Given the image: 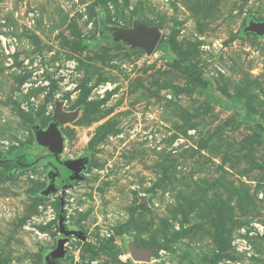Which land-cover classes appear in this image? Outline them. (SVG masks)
I'll use <instances>...</instances> for the list:
<instances>
[{"label":"rangeland","instance_id":"obj_1","mask_svg":"<svg viewBox=\"0 0 264 264\" xmlns=\"http://www.w3.org/2000/svg\"><path fill=\"white\" fill-rule=\"evenodd\" d=\"M262 21L264 0H0V264H264ZM137 23L151 53L111 39ZM60 215L86 238L53 257Z\"/></svg>","mask_w":264,"mask_h":264},{"label":"water","instance_id":"obj_2","mask_svg":"<svg viewBox=\"0 0 264 264\" xmlns=\"http://www.w3.org/2000/svg\"><path fill=\"white\" fill-rule=\"evenodd\" d=\"M250 29L258 33L264 32V21L253 22ZM113 41H123L133 48H142L145 52L151 53L155 48L160 33L157 27L147 26L143 23H137L133 28H118L110 32ZM68 118V114L62 112L60 108H56L53 113L54 121L49 124L46 130L39 132L38 139L47 145L51 151L59 152L62 149L61 135L57 128L58 122H63ZM81 160H67L65 166L69 170H78L81 168ZM58 229L62 233V237L57 242L53 257H59L64 254V246L68 236H75L80 240L86 238L85 232L76 229H68L64 226V217L60 215L58 218ZM150 254L149 250L132 249V256L135 259L145 260Z\"/></svg>","mask_w":264,"mask_h":264},{"label":"trees","instance_id":"obj_3","mask_svg":"<svg viewBox=\"0 0 264 264\" xmlns=\"http://www.w3.org/2000/svg\"><path fill=\"white\" fill-rule=\"evenodd\" d=\"M110 36H111V34H110ZM112 39V38H111ZM4 165H8V164H4Z\"/></svg>","mask_w":264,"mask_h":264}]
</instances>
